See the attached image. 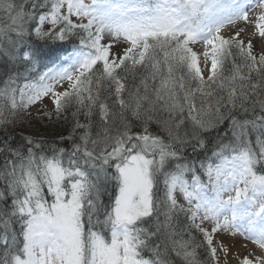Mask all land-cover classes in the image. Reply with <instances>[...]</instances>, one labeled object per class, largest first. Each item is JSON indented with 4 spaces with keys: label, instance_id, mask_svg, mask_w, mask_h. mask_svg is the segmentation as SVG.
Returning a JSON list of instances; mask_svg holds the SVG:
<instances>
[{
    "label": "snow or ice",
    "instance_id": "snow-or-ice-1",
    "mask_svg": "<svg viewBox=\"0 0 264 264\" xmlns=\"http://www.w3.org/2000/svg\"><path fill=\"white\" fill-rule=\"evenodd\" d=\"M230 260L264 264V0H0V264Z\"/></svg>",
    "mask_w": 264,
    "mask_h": 264
},
{
    "label": "rangeland",
    "instance_id": "rangeland-1",
    "mask_svg": "<svg viewBox=\"0 0 264 264\" xmlns=\"http://www.w3.org/2000/svg\"><path fill=\"white\" fill-rule=\"evenodd\" d=\"M243 25H244V22L241 21V22H240V26H243ZM231 27H232L233 29H235L236 26H230V28H231ZM228 28H229V27H228ZM225 29H227V28H225ZM251 31H252L251 28H249V29L247 30V32L245 33V39H247V37L251 35ZM254 43L256 44L257 48H259V47L261 46V41H260L259 39L254 40ZM230 242H232V243L235 244V248L233 249V251H237V250H239V251H241V253L243 254L244 250L240 248V245L243 243L242 238H240V237H236V238H234V239H233L232 241H230ZM248 248H249V250H251V249L254 248V246L251 245V244H249V245H248ZM230 264H235V262L230 260Z\"/></svg>",
    "mask_w": 264,
    "mask_h": 264
},
{
    "label": "bare ground",
    "instance_id": "bare-ground-1",
    "mask_svg": "<svg viewBox=\"0 0 264 264\" xmlns=\"http://www.w3.org/2000/svg\"><path fill=\"white\" fill-rule=\"evenodd\" d=\"M233 31H234V29L232 27L231 28L229 27L227 29H224L222 34L227 36V35L231 34Z\"/></svg>",
    "mask_w": 264,
    "mask_h": 264
}]
</instances>
